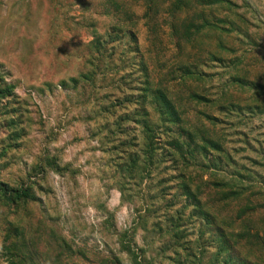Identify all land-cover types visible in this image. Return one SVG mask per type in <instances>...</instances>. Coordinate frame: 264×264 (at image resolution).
I'll use <instances>...</instances> for the list:
<instances>
[{
    "label": "rangeland",
    "instance_id": "1",
    "mask_svg": "<svg viewBox=\"0 0 264 264\" xmlns=\"http://www.w3.org/2000/svg\"><path fill=\"white\" fill-rule=\"evenodd\" d=\"M177 1L0 0V264H264V0Z\"/></svg>",
    "mask_w": 264,
    "mask_h": 264
},
{
    "label": "trees",
    "instance_id": "2",
    "mask_svg": "<svg viewBox=\"0 0 264 264\" xmlns=\"http://www.w3.org/2000/svg\"><path fill=\"white\" fill-rule=\"evenodd\" d=\"M205 1V0H204ZM218 0H210V2L207 3H216ZM220 1V0H219ZM178 5L177 8L182 7L183 5V0H178ZM204 20H202L199 25H196L198 23H195L194 28H199V26L203 25L204 23H206ZM188 34V32L186 33ZM97 45V47L101 46V44L99 43V41L97 40L95 42ZM181 68L183 69V71H181L183 76H186L185 73H189L190 71L187 70L188 67L186 66H181ZM180 76V75H179ZM180 76V77H183ZM153 95H154V102L157 106V110L160 116V119H163L164 122L166 123H171L173 125H177L180 118H179V114L177 111V107L176 105L173 103V101L168 98L166 96V94L164 93L165 91L162 88H157V89H153ZM190 97L192 98H201L203 99V97L201 95L195 94V93H190L189 94ZM255 98H258V96H255ZM261 111V110H260ZM162 120V121H163ZM181 131H184L182 129H180V134ZM186 134V132H185ZM189 135V134H186ZM176 146L172 149H174L180 156L183 155V149H185V153H189L191 154V151H189L190 149L188 148H182V141L181 142H177L174 141ZM178 144V146H177ZM209 144V146H211L213 149H218L220 148L217 143H213V142H207V145ZM215 145V146H214ZM221 149V148H220ZM204 150L203 146H199L198 152ZM0 191L3 193H8L12 199L14 200H19V199H23L24 197L27 196L26 192L23 190H19V189H11V190H5L3 188H0ZM239 195V190L238 189H229L226 190L224 192H222L221 194V198L223 200H230V199H236L237 196ZM196 202L198 200V198L195 199ZM199 201V200H198ZM256 204H251L250 202H247L246 204L241 205L240 207L237 208L236 212H235V217L238 219H242L245 214L251 212L252 210H254ZM196 207H198V213H200L201 215L207 216L206 218L209 217L210 213L207 210H204L203 208H200L198 205H196ZM264 218V216H263ZM264 222V219L262 220ZM176 225L172 226V230L173 227H175ZM177 231V230H175ZM174 232V231H173ZM175 233V232H174ZM175 234H173V236H175ZM233 238H236L238 240H241L244 244H246L247 246H262L264 248V230H258L257 228H255L252 225L246 224L244 223L243 226L241 228H239L238 230H236L235 232H233L232 234Z\"/></svg>",
    "mask_w": 264,
    "mask_h": 264
}]
</instances>
